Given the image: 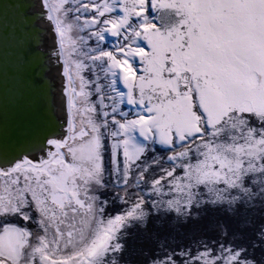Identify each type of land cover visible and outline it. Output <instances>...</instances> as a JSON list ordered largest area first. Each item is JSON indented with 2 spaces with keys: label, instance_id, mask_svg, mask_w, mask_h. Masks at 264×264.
Listing matches in <instances>:
<instances>
[{
  "label": "snow or ice",
  "instance_id": "obj_1",
  "mask_svg": "<svg viewBox=\"0 0 264 264\" xmlns=\"http://www.w3.org/2000/svg\"><path fill=\"white\" fill-rule=\"evenodd\" d=\"M36 7L63 120L11 86L5 5L0 264H132L128 230L150 221L172 231L149 234L140 264H264V222L247 240L223 222L215 238L179 228L208 208L264 210V0Z\"/></svg>",
  "mask_w": 264,
  "mask_h": 264
},
{
  "label": "bare ground",
  "instance_id": "obj_2",
  "mask_svg": "<svg viewBox=\"0 0 264 264\" xmlns=\"http://www.w3.org/2000/svg\"><path fill=\"white\" fill-rule=\"evenodd\" d=\"M33 3L38 5L39 0H0V13L5 5L9 9L10 32L6 47L8 66L14 74L10 77L11 86L38 106L48 108L54 105L57 109L55 118L60 121L63 120V112L59 110L60 68L48 62L53 37L46 22L30 19L31 13L40 11L39 7L30 8ZM2 21L3 16L0 15V23ZM4 48L5 44L0 40V71L4 63Z\"/></svg>",
  "mask_w": 264,
  "mask_h": 264
},
{
  "label": "rangeland",
  "instance_id": "obj_3",
  "mask_svg": "<svg viewBox=\"0 0 264 264\" xmlns=\"http://www.w3.org/2000/svg\"><path fill=\"white\" fill-rule=\"evenodd\" d=\"M248 219L251 221L250 227L241 228V223ZM220 222L227 224L230 233L242 232L245 239H250L254 235V231L258 228L262 222H264V210L259 208L249 210L243 215L237 214L236 216H229L226 212L220 208H208L204 211V214L199 220L190 221L188 224L179 225L182 232L188 233L190 231H197L198 234L206 235L209 238H215L218 233L215 230V226ZM130 233L129 239L126 241L129 253V259L132 264H140L142 257L139 254V249H148L154 247L150 239L149 234L153 231L157 232H171L172 229L168 227L167 223L163 229L155 228L154 224L150 221L147 230L140 229L138 227L128 230ZM262 255L259 249L256 250V257L260 258Z\"/></svg>",
  "mask_w": 264,
  "mask_h": 264
}]
</instances>
